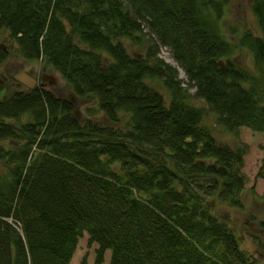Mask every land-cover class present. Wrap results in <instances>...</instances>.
I'll return each instance as SVG.
<instances>
[{"label": "trees", "instance_id": "16d2710c", "mask_svg": "<svg viewBox=\"0 0 264 264\" xmlns=\"http://www.w3.org/2000/svg\"><path fill=\"white\" fill-rule=\"evenodd\" d=\"M252 2L260 36L236 46L226 0H0V65L41 61L95 104L82 117L40 86L0 95V264H70L84 234L94 264L108 251L109 264H258L212 206L243 209L246 152L205 124L264 134V0Z\"/></svg>", "mask_w": 264, "mask_h": 264}, {"label": "rangeland", "instance_id": "374dc122", "mask_svg": "<svg viewBox=\"0 0 264 264\" xmlns=\"http://www.w3.org/2000/svg\"><path fill=\"white\" fill-rule=\"evenodd\" d=\"M220 24L227 38L239 46L240 37L246 32L260 36L256 17L252 11V0H226ZM7 34L0 33V43L6 42ZM146 49L142 50V53ZM133 51L140 53L141 48ZM159 57L167 64L177 66L168 48H160ZM173 60L175 64L169 61ZM233 60L242 68L254 71L251 53L242 47H237ZM183 73V71H182ZM181 79H185L184 73ZM36 86L49 90L62 98H73L78 112L82 117H89L87 108L93 109L95 104L87 99H76L69 84L50 66L41 61H25L19 54L12 52L9 58L0 65V95L7 97L17 91H28ZM194 94L195 90L190 89ZM95 114V113H94ZM90 114V117H95ZM98 114V113H97ZM94 122H103L98 114ZM205 124L212 128L213 135L220 145H227L233 150L244 149L243 173L246 176V190L242 195L243 209H234L221 204L212 203L217 216L227 222L240 243V248L251 255L258 264H264V180L260 173L264 171V134L248 128H241L232 134L215 125V118L210 113L205 116ZM98 245L92 243L87 234L80 239L77 250L70 264H81L87 259L88 264H94ZM111 253L105 254L104 264H109Z\"/></svg>", "mask_w": 264, "mask_h": 264}, {"label": "bare ground", "instance_id": "6f19581e", "mask_svg": "<svg viewBox=\"0 0 264 264\" xmlns=\"http://www.w3.org/2000/svg\"><path fill=\"white\" fill-rule=\"evenodd\" d=\"M169 62L172 63V64H175L173 60H170ZM176 67H177V66H176ZM180 74H181V75L183 74L181 70H180Z\"/></svg>", "mask_w": 264, "mask_h": 264}]
</instances>
